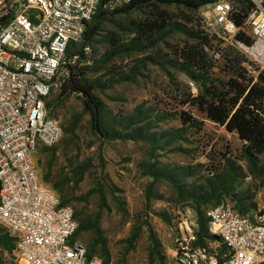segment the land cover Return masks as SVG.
Wrapping results in <instances>:
<instances>
[{"label":"rangeland","instance_id":"rangeland-1","mask_svg":"<svg viewBox=\"0 0 264 264\" xmlns=\"http://www.w3.org/2000/svg\"><path fill=\"white\" fill-rule=\"evenodd\" d=\"M209 5L142 7L103 21L81 65L92 71L104 130L113 139L94 131L82 98L64 96L59 84L46 100L48 116L61 124L63 135L37 151V172L86 227L76 240L103 262L173 264L182 222L196 224L198 213L216 203L199 205L195 198L218 188L228 191L220 203L264 207V154L253 153L199 106L207 87L225 91L222 84L233 75L227 60L239 57L227 51L226 60L212 59L215 43L203 23ZM155 11L163 19L149 16ZM147 17L167 27L151 40L135 41L133 21ZM203 37L209 40L205 64L189 68L193 79L179 52L199 46ZM125 45L132 50L124 51ZM204 245L217 257L227 253L215 239L206 238ZM0 264H18L14 252L0 247Z\"/></svg>","mask_w":264,"mask_h":264},{"label":"built area","instance_id":"built-area-1","mask_svg":"<svg viewBox=\"0 0 264 264\" xmlns=\"http://www.w3.org/2000/svg\"><path fill=\"white\" fill-rule=\"evenodd\" d=\"M100 1L0 0V228L13 240L18 264H105L89 258L74 239L79 225L72 207L61 205L34 162L41 147L63 135L61 124L48 116L46 100L69 45L82 41ZM249 1L240 25L236 20L243 14L232 0L211 3L203 23L215 43L212 59L236 52L252 87L264 73V0ZM205 217L227 253L217 257L198 245V223L185 220L173 264H264V207L242 214L220 203Z\"/></svg>","mask_w":264,"mask_h":264},{"label":"trees","instance_id":"trees-1","mask_svg":"<svg viewBox=\"0 0 264 264\" xmlns=\"http://www.w3.org/2000/svg\"><path fill=\"white\" fill-rule=\"evenodd\" d=\"M115 1L116 0L100 1L97 13L88 23L82 41L79 43H71L66 51L65 59L67 62L63 65L65 74L60 75V70L59 75L54 79L55 87L59 84L60 91L64 96L77 95L82 98L85 108L92 116V126L94 131L107 140H111L113 137H110L104 130L102 107L94 94V82L89 78L92 71H90L88 67L81 65L82 61L86 59V54L90 51V45L93 42V39L98 35L103 21L111 14H127L130 11L142 7L157 8L160 6L176 5L184 6L191 10H197L217 0H130L128 3L114 5ZM232 1L237 4L243 14L236 20V23L240 25L244 15H246L247 11L250 9L251 3L249 0ZM109 7L117 9L109 12ZM149 16L163 19V16L157 12L156 15L153 14ZM132 26L134 34L139 37L135 41L151 40L155 33H159L167 27L165 22L160 23L157 20H152L148 17L133 21ZM242 39L247 42L249 41L246 38ZM203 41H200L199 46L191 45L187 50L183 49L179 52V56L184 63L189 64V66L184 68L186 72H189V68L192 67L198 69L204 68L205 59L202 53L203 48L208 44L209 40L206 37H203ZM129 47L130 46L125 45L122 48L124 51L128 52L129 50H132ZM199 47H201L200 50H198ZM236 55L239 56L238 54ZM224 59L226 60V58ZM227 65L233 75H230L229 80L222 84V90L225 91H218L215 87H207L205 95L200 99L197 98L199 100V106L202 112H204L210 120L220 126H224L228 132L237 133L241 140L249 144V148L253 153L257 155L264 154V73L259 77V82L250 87V81L241 67L240 56L238 59L232 58L229 59V61L227 60ZM190 74L191 78H196L191 71ZM183 120L185 122L188 121L186 117H183ZM153 176L155 179L165 178V176L156 173H154ZM167 180L171 181L170 179ZM174 186L178 189V186L175 184ZM227 194L228 191L226 189L218 188L211 195L195 198V201L199 205H205L216 201L214 204L216 205L220 204L221 197ZM61 205L68 204L61 202ZM234 207L242 214L247 213L251 208L243 209L236 202ZM74 218L79 225L78 230L74 234V239H76L80 233L86 230V227L80 222L75 212ZM197 223L198 245L205 247L204 240L206 238L218 241L217 237L208 232L209 225L205 214L202 215L201 213H198ZM0 247H3L9 252H14L15 248L13 240L2 229H0ZM224 248L226 249L225 246ZM87 255L89 258L93 257L89 255L88 252ZM104 263L109 264L108 261Z\"/></svg>","mask_w":264,"mask_h":264}]
</instances>
